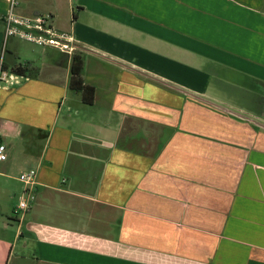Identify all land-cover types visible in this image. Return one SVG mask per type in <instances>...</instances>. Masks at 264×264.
<instances>
[{
  "label": "crops",
  "instance_id": "0c3cea01",
  "mask_svg": "<svg viewBox=\"0 0 264 264\" xmlns=\"http://www.w3.org/2000/svg\"><path fill=\"white\" fill-rule=\"evenodd\" d=\"M9 6L0 264H264V0H18L85 54L93 103L71 55L5 37Z\"/></svg>",
  "mask_w": 264,
  "mask_h": 264
},
{
  "label": "built area",
  "instance_id": "2783aa9c",
  "mask_svg": "<svg viewBox=\"0 0 264 264\" xmlns=\"http://www.w3.org/2000/svg\"><path fill=\"white\" fill-rule=\"evenodd\" d=\"M17 2L18 0H10L8 10L2 15L6 23V38L9 35H19L38 44L55 46L68 55H73L77 47L69 39L63 37V35L58 36L56 34L50 26L49 16L24 17L17 15L14 11ZM8 76L9 72L4 69L2 62H0V83L6 80ZM7 159V144L0 139V163ZM19 179L24 184V189L14 209V213L22 217L32 207L35 200L38 171L36 168H31L22 172L19 175Z\"/></svg>",
  "mask_w": 264,
  "mask_h": 264
},
{
  "label": "trees",
  "instance_id": "16d2710c",
  "mask_svg": "<svg viewBox=\"0 0 264 264\" xmlns=\"http://www.w3.org/2000/svg\"><path fill=\"white\" fill-rule=\"evenodd\" d=\"M84 66L85 54L81 50L76 49L72 55L69 88L73 91L82 92L85 103H93L95 87L85 82L83 77ZM28 69L27 64H18L12 69V71L20 75H25L28 72Z\"/></svg>",
  "mask_w": 264,
  "mask_h": 264
},
{
  "label": "rangeland",
  "instance_id": "374dc122",
  "mask_svg": "<svg viewBox=\"0 0 264 264\" xmlns=\"http://www.w3.org/2000/svg\"><path fill=\"white\" fill-rule=\"evenodd\" d=\"M25 44H27V45H30V46H32V45H34V46H36L37 44H32V43H29V42H27V43H25ZM22 60V63L23 64H27V66H28V72L29 73H35L36 74V72H38V71H40L41 72V70L40 69H38V66L37 65H35L34 64V62H31L30 63V61H25V59H21Z\"/></svg>",
  "mask_w": 264,
  "mask_h": 264
}]
</instances>
